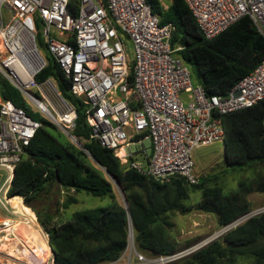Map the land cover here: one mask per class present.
I'll list each match as a JSON object with an SVG mask.
<instances>
[{
	"label": "built area",
	"instance_id": "obj_1",
	"mask_svg": "<svg viewBox=\"0 0 264 264\" xmlns=\"http://www.w3.org/2000/svg\"><path fill=\"white\" fill-rule=\"evenodd\" d=\"M71 1L0 0V75L37 108L34 112L75 143L74 108L52 78L35 80L47 66L40 42L69 80L70 93L87 106L91 140L111 150L126 169L160 182L184 177L197 183L192 153L223 143L220 116L264 102V60L226 95L208 97L176 55L181 47H171L174 27L160 25L152 0H76L70 8ZM183 1L206 39L247 16L264 36V0ZM40 127L23 108L0 98V168L10 179ZM133 145L141 147L145 169L133 160ZM262 213L264 207L248 212L220 234ZM132 234L129 229L128 239ZM206 244L144 256L128 241L119 259L101 264H173Z\"/></svg>",
	"mask_w": 264,
	"mask_h": 264
},
{
	"label": "trees",
	"instance_id": "obj_2",
	"mask_svg": "<svg viewBox=\"0 0 264 264\" xmlns=\"http://www.w3.org/2000/svg\"><path fill=\"white\" fill-rule=\"evenodd\" d=\"M75 1H71L70 8H74ZM152 12L159 17L160 25H173L171 47H181L176 55L194 69L208 97L226 95L264 60V36L248 16L206 39L183 0H152ZM47 78L56 82L61 96L74 108L77 118L72 135L82 148L34 112L20 92L0 75V98L23 108L41 123L25 156L14 168L7 198L20 197L24 207L33 208L44 191L57 185L64 191L109 199L103 208L75 211L66 220L55 221L53 214L35 212L54 253L52 264L116 261L127 248L129 229L138 252L169 255L179 248V242L169 233L173 226L171 214L187 215L196 209L214 216L221 228L250 212V193L264 195V102L220 116L228 171L260 168L255 177L239 181L236 190L226 192L213 182L216 176L199 178L194 184L184 177L160 182L126 169L111 150L90 139L87 106L70 93V82L53 58L35 80ZM111 180L118 184L126 207L117 200ZM193 190L200 191L194 208L186 205ZM76 203V197L67 195L63 206ZM239 258L264 264V213L249 218L179 264H236Z\"/></svg>",
	"mask_w": 264,
	"mask_h": 264
},
{
	"label": "rangeland",
	"instance_id": "obj_3",
	"mask_svg": "<svg viewBox=\"0 0 264 264\" xmlns=\"http://www.w3.org/2000/svg\"><path fill=\"white\" fill-rule=\"evenodd\" d=\"M40 52L45 60L49 61V56L46 51L43 50L40 42L38 44ZM128 57L132 61L133 59V48L132 44L128 42ZM191 79L194 83H198L199 77L197 76L194 69L188 66ZM22 96V95H21ZM24 100V98H23ZM25 103H28L25 100ZM29 106V105H28ZM31 106V105H30ZM32 109H37L35 106H31ZM43 116V114H41ZM45 117V116H43ZM46 119V117H45ZM148 140L143 142V145L146 149V153L149 154L150 146ZM129 150L133 152V160L140 164L143 169L146 168V161L142 156V153H139L141 147L137 145L130 146ZM192 159L194 162V173L195 176L199 179L206 176H216L213 182L220 185L226 192L234 191L237 189V184L241 180H245L248 178H253L260 171V168L254 167L252 169H236L235 171L229 172L225 163H224V148L222 143H214L208 146H203L196 148L192 153ZM9 173L0 168V195L4 194L5 188L3 186L4 182L7 181ZM113 186V192L117 198V200L122 203V193L118 186V184L111 180ZM67 195H71L77 198L76 204H71L67 208H64L63 203L66 200ZM200 200V191L193 190L190 192V198L186 202V205H191V207H195L196 204ZM248 200L251 202V211L261 210L264 207V195L259 193H250L248 195ZM21 201V200H20ZM109 203L108 197H93L85 192L76 193L73 190L64 191L59 188L57 185L51 186L47 191H44L41 196L33 203V208H30L34 216L36 217L35 212L39 213H49L54 215L55 221L66 220L69 216L75 211H82L90 208H103L107 206ZM13 205V204H11ZM23 207V205L21 206ZM27 207V206H26ZM1 209V208H0ZM16 213L19 215H23L20 212V209L16 210ZM27 216V215H26ZM18 218V217H17ZM22 221L24 223L27 222ZM37 221V218H36ZM170 221L173 226L170 229V235L175 238L179 242L178 251L186 250L200 242H206L208 245L214 240L219 239L223 234H220V230L222 229L218 227L215 217L209 214H204L196 209H192L190 213L187 215H180L178 213H173L170 215ZM26 225H24V238H29L31 234V230H26ZM35 229H37L38 234L41 236L43 241L47 244V235L40 227L38 221L35 223ZM4 228L0 227V237L4 236ZM2 232V233H1ZM4 239L5 244H9L12 242V238L7 236ZM1 239V238H0ZM129 247L133 245V234L128 239ZM28 243V241H26ZM12 244V243H11ZM11 250H9V253ZM29 252V253H28ZM24 253V254H23ZM39 259L43 264H52V256L49 250H40ZM144 256H148L143 254ZM191 255V254H190ZM190 255L184 257L188 258ZM32 257V251H28L24 248L21 253L20 261L22 263L9 262L6 264H30L28 261ZM184 258L176 261L173 264L181 263ZM236 264H252L251 258H239L236 261Z\"/></svg>",
	"mask_w": 264,
	"mask_h": 264
},
{
	"label": "crops",
	"instance_id": "obj_4",
	"mask_svg": "<svg viewBox=\"0 0 264 264\" xmlns=\"http://www.w3.org/2000/svg\"><path fill=\"white\" fill-rule=\"evenodd\" d=\"M9 179L10 178L8 176L7 181H5L3 184L5 188L4 194L0 195V208H1L0 209V227L1 226L4 227L1 230L5 229L4 236L0 237L1 238L0 239V264H6L9 262L22 263V261H20L22 251L24 250V248L27 249L28 251L30 250V247H28L29 244L25 241V239H23L25 237L24 231H23L24 225H26L27 231L30 228H32L34 232L38 233L37 229H35L36 227L35 223L37 222L36 217L34 216L33 213H31L32 211L30 210V208L27 207L31 212L26 207H24L25 205L23 204L22 199L19 197L21 199V203L24 205L23 207L26 208L28 212L32 215L31 218L30 217L23 218L20 215L16 214V210L18 209H20L21 214H25V212L23 211V207H21L19 204L14 205L11 202V199H14L15 197L7 198L6 193H7L10 181H11V179L10 180ZM24 219L27 220L26 223L22 222V221H25ZM6 222L8 223V226L7 224H5ZM7 236H10L12 238V242H11L12 244L11 243L7 245L5 244L4 238L7 239L6 238ZM47 245L49 246L48 241H47ZM9 250H11L10 253H9Z\"/></svg>",
	"mask_w": 264,
	"mask_h": 264
},
{
	"label": "bare ground",
	"instance_id": "obj_5",
	"mask_svg": "<svg viewBox=\"0 0 264 264\" xmlns=\"http://www.w3.org/2000/svg\"><path fill=\"white\" fill-rule=\"evenodd\" d=\"M42 109L46 111V107L44 105H42ZM21 199L20 198H17L15 197L14 199H11V202L14 204V205H20L22 206L23 204L21 203L20 201ZM23 211L25 212V214L23 215H20L21 217L23 218H26V217H32V215L28 212V210L26 208L23 207ZM17 214V213H16ZM19 215V214H18ZM27 215V216H26ZM5 224H7L8 226V223L6 222ZM26 228V226H25ZM28 228V227H27ZM29 230H31V234L29 235V238H23L25 239V241H28V244L30 247V251H32V257L29 259L30 261H28V263L30 264H43L41 262V260L39 259V251L40 250H49V246L45 243V241H43V239L41 238V236L34 232L32 230V228H30ZM24 231V230H23ZM26 233V232H24ZM10 234V232H9ZM26 236V235H25ZM5 239V238H4ZM7 240V239H6ZM19 240V239H18ZM23 242V241H22ZM18 243V242H17ZM21 244V243H20ZM24 244V243H23ZM5 247V246H4ZM11 247V246H9ZM27 247V246H26ZM3 248V247H2ZM29 253V252H28ZM24 254V253H23Z\"/></svg>",
	"mask_w": 264,
	"mask_h": 264
},
{
	"label": "water",
	"instance_id": "obj_6",
	"mask_svg": "<svg viewBox=\"0 0 264 264\" xmlns=\"http://www.w3.org/2000/svg\"><path fill=\"white\" fill-rule=\"evenodd\" d=\"M70 141H71V140H70ZM71 142H72V141H71ZM72 143H74V142H72ZM74 144L77 145L78 147L82 148V146H81L77 141H76ZM121 193H122V192H121ZM122 203H123V205L126 207V200H125L123 194H122ZM49 249H50V251H51L52 262H53L54 253H53V251L51 250L50 246H49Z\"/></svg>",
	"mask_w": 264,
	"mask_h": 264
}]
</instances>
